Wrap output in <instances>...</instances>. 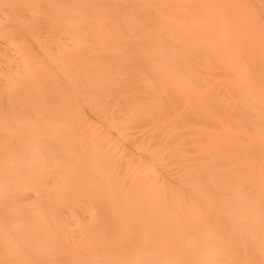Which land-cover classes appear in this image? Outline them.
Masks as SVG:
<instances>
[{"label":"bare ground","instance_id":"obj_1","mask_svg":"<svg viewBox=\"0 0 264 264\" xmlns=\"http://www.w3.org/2000/svg\"><path fill=\"white\" fill-rule=\"evenodd\" d=\"M0 264H264V0H0Z\"/></svg>","mask_w":264,"mask_h":264}]
</instances>
